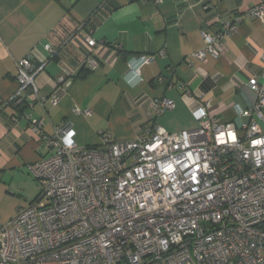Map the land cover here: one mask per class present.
<instances>
[{
    "label": "built area",
    "instance_id": "built-area-1",
    "mask_svg": "<svg viewBox=\"0 0 264 264\" xmlns=\"http://www.w3.org/2000/svg\"><path fill=\"white\" fill-rule=\"evenodd\" d=\"M246 14L263 20L264 0ZM236 21L202 31L203 47L188 63L220 57ZM153 58L139 55L131 71L140 78ZM44 64L35 66L30 53L16 61L15 97L30 89L42 103L35 78ZM84 64L96 65L90 55ZM67 74L57 81L68 85ZM245 84L255 101L236 105L238 123L215 120L204 100L192 109L197 128L169 132L154 124L147 136L116 142L105 135L97 146L78 145L69 124L47 135L24 114L50 154L28 165L38 195L0 223V264H264V73ZM173 107L152 98L149 114Z\"/></svg>",
    "mask_w": 264,
    "mask_h": 264
},
{
    "label": "crops",
    "instance_id": "crops-1",
    "mask_svg": "<svg viewBox=\"0 0 264 264\" xmlns=\"http://www.w3.org/2000/svg\"><path fill=\"white\" fill-rule=\"evenodd\" d=\"M260 1L0 0V223L34 200L26 194L5 208L10 195L34 184L28 165L50 154L24 114L41 121L47 135L58 124L71 125L80 146H97L105 135L116 142L147 136L154 124L169 132L197 128L192 109L204 100L215 120H242L236 105L255 101L245 83L264 73V17L246 14ZM228 19L238 20L220 57L190 65L191 54L203 47L201 32L220 29ZM47 44L57 53L49 54ZM29 53L35 66L45 63L35 78L41 104L30 89L15 97L16 61ZM89 55L93 68L84 64ZM139 55L154 56L141 66L140 78L130 69ZM63 71L68 85L57 81ZM152 98L171 99L174 107L152 117Z\"/></svg>",
    "mask_w": 264,
    "mask_h": 264
},
{
    "label": "rangeland",
    "instance_id": "rangeland-1",
    "mask_svg": "<svg viewBox=\"0 0 264 264\" xmlns=\"http://www.w3.org/2000/svg\"><path fill=\"white\" fill-rule=\"evenodd\" d=\"M33 179L34 178L31 177V181H32V183H34L33 185L29 184V183H28V185H26L27 192H26V190H23L21 193H15L13 195H10L11 197H8L4 201L5 202V208L7 210H9L10 208H12L15 205L16 200L19 199L20 196H21V198H24V196L26 194H28L29 196H35V195L37 196L38 195V193H39V185L36 182V180H33Z\"/></svg>",
    "mask_w": 264,
    "mask_h": 264
},
{
    "label": "water",
    "instance_id": "water-1",
    "mask_svg": "<svg viewBox=\"0 0 264 264\" xmlns=\"http://www.w3.org/2000/svg\"><path fill=\"white\" fill-rule=\"evenodd\" d=\"M66 2H68V3H71L72 2V0H65Z\"/></svg>",
    "mask_w": 264,
    "mask_h": 264
},
{
    "label": "trees",
    "instance_id": "trees-1",
    "mask_svg": "<svg viewBox=\"0 0 264 264\" xmlns=\"http://www.w3.org/2000/svg\"><path fill=\"white\" fill-rule=\"evenodd\" d=\"M59 1H61V2H65L64 0H59ZM72 3V2H71ZM64 4V3H63ZM78 75H81V74H78Z\"/></svg>",
    "mask_w": 264,
    "mask_h": 264
}]
</instances>
